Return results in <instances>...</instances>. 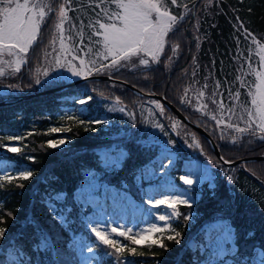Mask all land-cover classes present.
I'll return each instance as SVG.
<instances>
[{
	"label": "trees",
	"instance_id": "1",
	"mask_svg": "<svg viewBox=\"0 0 264 264\" xmlns=\"http://www.w3.org/2000/svg\"><path fill=\"white\" fill-rule=\"evenodd\" d=\"M58 2L62 1L58 0ZM195 2L196 0H178V6L169 5V10L173 14L185 15L184 5L193 9ZM197 5L194 17L191 16L192 11H190L185 15V20L177 25L178 31L166 44L159 64L152 63L150 69L141 66L136 71L122 68L119 72L111 71L109 74L125 79L142 91L164 94L192 121L203 127L207 124V128H204L214 137L221 155L226 159L234 160L264 154V142L258 139L245 136L236 145L228 140L219 139L215 121L204 117L203 111H195L198 108L193 105V101L200 98L214 113L217 111V105L212 104L209 99L213 91L217 93L216 101L219 104L221 97L229 99L235 89L245 85L247 76L250 75L246 73L245 68L250 59L249 40L255 37L257 42L264 43V0H211V2L199 0ZM57 6V3H53L54 8ZM96 12L98 10L93 11L89 7V0H76L68 11L69 22H65L66 29H69L70 24L80 26L81 21L86 26L96 19ZM55 22L56 16L53 13L51 20L42 26L40 41L34 45L33 50H30L29 63L23 66L19 74L22 80L18 87L24 92L35 91L31 87V85L35 86L30 74V71L34 69L32 64L43 54L48 46L47 43L52 39ZM76 27L71 28V31ZM86 28L84 27L83 31ZM177 44L179 45L178 52L173 56L170 45ZM197 44L200 45L199 48L196 47ZM193 58H195V64H193ZM29 67L31 70H28ZM193 71L196 73L194 76ZM237 77L241 79L238 80ZM111 83L114 87L110 88ZM113 89L121 92L123 90L120 99L132 103L130 105H133L134 101L148 97L158 99L146 94L140 95L127 85L113 80L89 79L71 84L65 87L63 92L58 89L25 98L7 99L5 103L0 104V142L10 134L21 133L24 137L22 141L24 148L21 149V153H30L36 158L35 163H32L22 154L9 153L0 147V158L8 157L16 162L26 160L31 169L35 170L33 177L28 181L0 180V215H3L4 220L0 227L8 229L7 237H12L21 231V225L26 216L35 217L41 222L52 223L48 217L47 208L40 203V196L45 192L46 186L66 190L69 194V201H71L73 191L84 178L82 169L100 168L96 163L101 154L100 148L121 142L117 138L109 139L110 133L108 132V136H100L97 131L102 130L94 129L92 125H87L89 124L87 122L79 123L80 119L86 120L91 112L81 114L77 108L78 99L83 98L84 93H87L93 97L90 103H94L97 91L108 94ZM181 99H186L189 102L188 105H182ZM165 108L169 114L178 118L171 109L167 106ZM70 114L76 118L68 119ZM202 117L203 122H201ZM49 124L70 128L68 134L72 136V139L64 150L47 147L48 137L58 135H50L44 130ZM195 132L201 138L208 156L212 158V166L216 168V183L218 184L216 196L213 197L208 188H205L202 196L193 203L190 209L200 213L199 220L193 223L184 220H182L183 224L176 223V230L178 229L177 231L183 236L179 244L175 240L166 239V236L162 240L166 245L165 248L148 244L132 245L130 241L119 237L122 244L135 247L138 253H143V255H132L125 249L123 257L132 256L146 264H178V262L179 264H200L206 258L205 253L199 249H192L187 244V239L192 237V232L194 230L197 232L205 221L217 215L227 216L231 220L236 229L238 237L236 242L241 253L254 243L264 246V159L245 160L228 165L216 155L207 137L196 130ZM171 135L174 138L177 137L173 130ZM235 136H240V134L235 133ZM126 147L131 151V156L124 163L123 168L105 176L112 182H128L130 189L136 193L132 169L141 166L149 156L155 154L144 153L131 143ZM187 153L189 152H183L185 155ZM0 176L5 175L0 173ZM53 176L56 177L55 180L51 179ZM228 176L232 177L231 181L227 179ZM45 177H48V180H45ZM20 183L24 184L23 188L18 186ZM233 198L234 203H229ZM91 208V205L85 204L82 209L83 215ZM8 213L15 216V219H12ZM83 215L80 220L84 221ZM198 222L200 223L197 226ZM84 224L87 225L85 221ZM72 227L84 236L85 241L92 244L95 240L90 228L88 226L82 228L79 220L73 223ZM186 228L189 230L185 234ZM56 230L67 239L68 234L64 233L58 224ZM23 231L24 235L19 240L12 241L13 245H29L32 230L27 228ZM249 231L255 232L253 239H246V233ZM7 237L3 242L6 248L9 244ZM93 246L96 245L93 244ZM97 251L99 253L98 264H114V262L117 264L114 255H104V252L110 249L101 245ZM6 252V249H0V260H7Z\"/></svg>",
	"mask_w": 264,
	"mask_h": 264
},
{
	"label": "snow or ice",
	"instance_id": "2",
	"mask_svg": "<svg viewBox=\"0 0 264 264\" xmlns=\"http://www.w3.org/2000/svg\"><path fill=\"white\" fill-rule=\"evenodd\" d=\"M74 2L76 0H63V2H58V0H0V78H7L21 72L22 65L28 63L27 57L30 50H33L34 45L41 39L42 26L51 20L53 13L56 16V22L54 34L49 43L51 51H45L43 70L41 71V67L35 69V84L46 88H59L63 92L73 79L87 80L94 73L119 72L122 68L136 71L141 66L150 69L152 63L159 64L160 54L165 52L166 44L178 31L177 25L185 20V15L188 12L192 11L187 5H184L185 15L173 14L169 10V5L178 6V0H89V7L93 11L96 9L99 11L96 12V19L90 21L86 26L81 21L77 33L82 37L83 28L90 29L88 46L85 47L81 41L80 44L70 47L65 44L64 24L69 21L68 11ZM53 3H57L58 6L54 8ZM195 6L193 4V8ZM75 27L76 25H69L70 29ZM57 39L59 40L58 49L55 47ZM253 40L255 41V37ZM199 46V44L196 45L197 48ZM178 48V44L170 45L173 56L177 54ZM193 64H195V58H193ZM260 64L264 67V45L260 46ZM249 67L250 71L255 73L258 81L255 84V91L250 89L247 93L251 97L250 106L249 103L241 104L239 112L235 108H228L227 111L230 115L226 125H224L223 117L225 107L222 102L217 104L215 91L209 99L212 104L217 105V110L221 113L220 116L213 114L208 109V104H203L201 108L195 109V111H203L204 117L215 121L217 127L224 125L221 128L219 139L227 138L225 136L226 129H232L239 133L240 136L230 138L233 145H236L245 136L264 142V71H257L251 68V65ZM64 72L69 75H64ZM192 74L194 76L195 71ZM237 79L239 80L241 77H237ZM8 88L16 90L18 85L10 84ZM101 95L103 94L101 93ZM232 95L234 99H238L240 93L235 92ZM92 100L91 95L84 93L83 98L78 99V103L90 108ZM116 102L117 104L120 103L119 98H116ZM152 103L156 109H159V115H166V108L160 101L156 100ZM180 103L187 106L189 102L186 99H181ZM110 111L124 112V108H112ZM233 116L236 117L235 122L232 121ZM74 118L76 117L71 114L68 116V119ZM169 119L172 130L177 131L181 127L180 122L172 117ZM86 122L95 126L108 123L107 120L99 116L92 117L91 115L86 120H79L80 124ZM201 122H203V117ZM241 123L243 124L242 127L240 126ZM150 126L153 129H158L167 139L161 141L154 136L141 138L138 135H129L124 132L121 142L104 150L98 156L96 163L103 169L104 174L121 170L131 156V151L126 147L127 144L131 143L144 153H156L154 157H148L147 163L132 169L134 181L139 185L142 181L154 180L156 174L163 169V175L168 177L164 183L175 189L177 185L173 183L175 177L172 176V172L175 171L176 160L173 159V155L179 156V153L175 152V141L169 136L164 124L159 121H152ZM204 127L207 128V124ZM49 131L52 134L67 133L70 128L53 127ZM191 136L192 143L188 146L200 148L196 135L192 133ZM22 139L23 137L19 135L10 134L7 136L9 143L0 145V147L9 153H19L21 147L11 142ZM70 142L69 137L61 136L59 139L48 140L47 147L64 150ZM201 152L203 153L202 149ZM28 159L35 163V157ZM208 159L211 160L212 158L208 157ZM220 160L226 164L231 163V161L224 160L223 156L220 157ZM82 170L84 179L73 191L71 201H69V194L66 190L48 186L40 196V203L47 208L48 217L52 223L41 222L35 217L26 216L21 225V231L12 237H7L8 229L6 227H0V249L7 251V260H0V264H91L96 257L94 255L85 256L84 253H95L101 245L110 249V251H105L104 255H114L117 264H124L123 253L125 249L132 255H143V253H138L135 247L122 244L118 239L119 237L130 241L132 245L148 244L149 246L157 245L165 248L166 245L162 242L165 237L162 234L171 231L172 234L167 235L166 239L175 240L179 244L183 236L179 231L172 229V220L182 217L185 222H188L193 217L190 213H180L177 207L191 208L196 197L202 196L204 183H207L208 191L213 197L216 196L218 188L216 177L209 168L199 170L186 168L184 174L179 176V181L182 182L179 191L161 192L159 195L162 198L149 196L147 200V204L152 209H161V211L154 213L155 219L163 222L161 226L151 223L148 229L134 231L133 228H125L123 225L111 226L103 221L95 223L89 221L90 232L95 237L92 244H89L85 241L84 236L78 235L76 229L72 227L73 223L78 220L82 228L88 226L84 224L83 220H80L83 215V206L98 202L101 197H107L109 193L113 192L115 193L113 199L115 196H120L125 200L129 197L126 190L114 189L110 181L106 182L103 179L101 173L91 168H83ZM34 171L31 168L18 166L14 175L0 176V180H8L9 182L12 179L28 181L33 177ZM51 179L55 180L56 177L53 176ZM227 179L231 181L232 177L228 176ZM45 180H48V177H45ZM18 186L23 188L24 184L20 183ZM126 187V185H122V188ZM36 195L40 194L36 193ZM229 203H234V198ZM8 215L15 219L11 213ZM2 223H4L3 215H0V224ZM57 224L64 233L68 234L67 239L60 231L56 230ZM27 228L32 230L29 245H13L12 241L19 240L24 235L23 230ZM157 233H161V235L153 238ZM6 237L9 241L7 248L3 243ZM254 237V231L246 233V239H253ZM89 238L91 239V237ZM237 239L236 229L230 219L215 218L203 229V242L199 247L201 251L207 253V259L203 260L202 264H216L217 259L222 260L226 254H232L235 264H264V246L254 243L246 247L245 251L241 253L239 245L236 243ZM93 244L96 246L94 247ZM225 245H229V247H225Z\"/></svg>",
	"mask_w": 264,
	"mask_h": 264
},
{
	"label": "rangeland",
	"instance_id": "3",
	"mask_svg": "<svg viewBox=\"0 0 264 264\" xmlns=\"http://www.w3.org/2000/svg\"><path fill=\"white\" fill-rule=\"evenodd\" d=\"M61 1L63 2V0ZM96 10L99 11V9H96ZM66 22H69V21H66ZM64 27H65L64 35H65L66 45L71 47L73 45H78L81 43V41H83L84 46L85 47L88 46V35L90 32V29L86 28L85 31H83V36L81 37L80 35L77 34L80 26L76 27V29H74L73 31H71L70 28L66 29V24H64ZM52 34H54V30ZM69 37L71 38L69 39ZM50 41L47 43L48 46L43 51V54H41V56H39L36 59L34 64H32L33 65L32 67H34V69L31 70L30 67L28 68V70L29 69L31 70L30 74L34 82H35V76H36V73H35L36 67H41V71L43 70V66L45 64V60L43 59L45 51H49V52L51 51V48L49 47ZM262 45H264V43L262 42L259 43L256 40L254 41L253 38L249 40L250 59L247 62L245 68H246V73L250 74L251 76L250 75L247 76V82L245 83V85L242 86V88L238 87L237 89H235V91H233L232 94H234L235 92L240 93L239 98L234 99L233 95H231L229 99H226L223 96L219 100V102L220 103L222 102L225 107V110L223 112L224 125H226L229 122L228 116L230 115V113L227 111L228 108H235L236 111L239 112L241 104L250 102L251 97H249L246 92L249 91L250 89L252 91H255V84L258 83V81L256 80L255 73L250 71L249 65H251V68H254L257 71H264V67H262L260 64V46ZM55 47L57 49L59 48L58 39L56 41ZM162 55H164V53H161L160 57ZM30 58L31 57L28 54V57H27L28 63H29ZM23 66L24 65H22L21 70L23 69ZM110 72H107V73H110ZM19 74L20 73L9 76L7 78H0V97L2 98L6 97V100L14 99V98L17 99L19 95H23L28 92V91H25V92L22 91V89H20L19 87L16 90H12L8 88V85L10 84H15V85L20 86L22 78L20 77ZM63 74L69 75L66 72H64ZM41 78L43 79V77ZM8 80H10V82H7ZM31 87L35 90L36 89L38 90L46 89V87H42L37 84H35V86L31 85ZM109 87L110 88L114 87L113 83H111ZM101 93L103 95H101ZM122 93H123V90L121 92L120 90L118 91L116 89H113L111 92L109 91L108 94H104L103 91H97L94 96L96 100L94 103H90V108L88 106H83L78 103V107H77L78 111L81 112V114L91 112L89 115H91L92 117L99 116L100 118L107 120L108 123L104 125H99V126L92 125V127L97 130L99 129L102 130V131H97L100 136H103V135L108 136L109 135L108 133H110L109 139L117 138L121 140L122 134L124 132H127V133L129 132L130 135L135 134L141 138H144L145 136L147 137L154 136V137H158L161 141H163L167 139V137L163 136L159 132L158 129H153L150 126V124L152 121H159L160 123L164 124L166 126V130L169 133V136L175 141V144H174L175 152L179 153V156L173 155V159L176 160V166H175V171L172 172V176L175 177V180L173 181V183L177 185V188L175 189L170 188L164 183V181L167 180L168 177H165L163 175L164 173L163 169H161L160 172L156 174V177L154 180H151V181L145 180V181H142L141 184L139 185L134 181V178H133L134 187H135L134 189L136 193H134L130 189L128 182L110 181L114 189H121V191L126 190L128 193L129 199L125 200V199H122L120 196H115V199H113V196L115 195V193L114 192L109 193L107 197H101V199L98 202H93L91 204H88V205H91L92 208L87 210V212L84 213L83 217L89 228H90V225L88 224L89 221L93 223L103 221V222H106L107 225H111V226L123 225L125 226V228L131 227L133 228L134 231H139L140 229H148L151 223H156L158 226H161L163 224V222L156 220L154 216V213L161 211V209H152L151 206L147 204V200L149 196H154L155 198H162V196L159 195V193L161 192L179 191L180 186L182 185V182L179 181V176L184 174V170L186 168H191L193 170L209 168L211 171H213L215 177H216V168L214 167V165L212 166L213 162L211 163V160L208 159L209 156L204 146L202 145L201 138L199 137V135H197L194 128H192L190 125H187L179 117L177 118L174 115L169 114L167 111H166V115H159V109H156L155 105L152 103V101H156V100L160 101L159 99L154 100L148 97V98L140 99L138 101H134L133 105H130L132 103H128L125 100L120 99L121 98L120 96H122ZM74 98L76 100L78 99L76 97ZM116 98H119V101H120L119 104H117ZM193 103H194L193 105L197 108H201V105L204 104L200 98L196 99V101H193ZM249 106H250V103H249ZM63 107L66 108V106H63ZM119 107H123L124 112L110 111V109L112 108H119ZM213 114L217 116L221 115L219 110H217ZM169 117L175 118L177 121L180 122V125H181V127H179L177 131H175L176 136H177L175 138L172 137L171 135L172 128H171V122H170ZM232 121L233 122L236 121L235 116L232 117ZM87 125H90V124H87ZM224 125H221L220 127L215 126V128L217 129L216 130L217 135L219 136L221 135V128H223ZM240 126L242 127L243 124L241 123ZM53 127H59L63 129L62 126L60 125L57 126L54 124H49L44 130L47 131V133L51 135L52 133H50L49 130ZM113 132L115 133L113 134ZM177 132H179V134H177ZM192 133L196 135V139L200 143V148H196L194 146L193 147L188 146V144L192 143V136H191ZM235 133L236 132L232 129H226L225 136L227 138L224 140H228L231 142L230 138L232 136H235ZM56 134L58 135L48 137V140L59 139L61 136H67L70 138V140L72 139V136L69 135L68 132L67 133L61 132V133H56ZM16 135L23 137L21 133L19 134L17 133ZM22 141L23 139L21 141H12L11 143L23 149L24 144L22 143ZM185 141H187V143H185ZM6 143H9L7 141V137L5 138V140H2V142H0L1 145L6 144ZM111 146L112 145H105L102 148H100L101 154L104 150L111 148ZM201 149L203 150V153L201 152ZM184 151H188L189 153L185 155L183 154ZM19 153L22 154L26 158L34 157V155L30 153H27V154L21 153V152ZM154 154L156 155V153ZM155 155H153V157ZM147 162L148 160L145 163ZM145 163H143L142 165H144ZM165 164H167V161H165ZM18 166L23 167V168H31L30 165L27 164L26 160H20L19 162H16L15 160L10 159L8 157L0 158V173L2 175H7V176L14 175L15 169ZM92 170L98 173H101L103 175V179L106 182L109 181L107 180L105 176L106 174H104L103 169L101 167L100 168L93 167ZM153 171H155V169H153ZM216 182H217V178H216ZM122 185H126L127 187L122 188ZM184 187H187V186H184ZM202 187H203V191L205 190V188H208L207 183H204ZM200 197L201 196H197L194 202H196ZM190 209L191 208L183 207V206L177 207V210L182 214L190 213L193 218L189 222L193 223L194 221L199 220L200 213L195 210H190ZM186 210L188 211L185 212ZM217 217H223V216L217 215L211 220L205 221L203 225L200 228H198L197 232H195V230L192 232L193 233L192 237H189L187 239V244H189L192 249L200 250L199 245L203 242L202 241L203 229L205 228L207 224H209L210 222H213L215 218ZM223 218L229 219L227 216ZM182 220H183L182 217L178 219L174 218L171 222L172 229L177 231L178 229L176 230V223L183 224ZM199 223L200 222L197 223V226L199 225ZM188 230L189 228H186L185 234ZM77 234L81 235L80 233H77ZM167 234H172V232L166 231L162 235L167 236ZM112 235L115 236V234H112ZM160 235L161 233H157L155 234V236H153V238H156V236H160ZM86 242L91 244L87 240ZM225 247H229V245H225ZM201 252L205 253L204 255L206 256V258L204 260H206L207 253L205 251H201ZM84 255L85 256L94 255L96 259H94L91 262V264H98V261H97V258L99 257L98 251H96L95 253L85 252ZM124 258H125L124 264H146L142 261L139 262L137 259L133 258L132 256L130 257L124 256ZM202 261L200 262V264H202ZM114 264H116V262H114ZM216 264H235V261L233 259L232 254H226L222 258V260L217 259Z\"/></svg>",
	"mask_w": 264,
	"mask_h": 264
},
{
	"label": "water",
	"instance_id": "4",
	"mask_svg": "<svg viewBox=\"0 0 264 264\" xmlns=\"http://www.w3.org/2000/svg\"><path fill=\"white\" fill-rule=\"evenodd\" d=\"M199 0H197L195 2V7L193 8V11L191 13V16H193L195 14V10H196V7H197V3H198ZM89 79H108V80H114L116 82H119V83H123V84H126L132 91H135L141 95H144V94H147L149 96H153V97H157L159 98L163 104H165L168 108H170L177 116H179L186 124L188 125H191L194 129H196L199 133H202L203 135H205L209 142H210V145L213 147V150L214 152L216 153V155L220 158L222 155H221V152H220V149H219V146L216 144L214 138L212 135H210L207 130L200 124L198 125L197 123L193 122L190 118H188V116L186 114H184L181 109L176 106L175 104L172 103V101H170L169 99H167V97H165L164 94H159V93H151V92H146V91H142L140 88H138L137 86H135L134 84H130L128 81H126L125 79H121V78H118L114 75H110V74H93L91 77H89L87 80ZM81 81H85V79H76V80H73V81H70L68 85H71V84H74V83H78V82H81ZM67 87V86H66ZM59 88H56V89H53V88H46L44 90H35V92H32V93H25L23 95H20L19 98H25V97H29V96H33V95H36V94H40V93H46V92H49V91H57ZM6 102V97H4L3 99L0 100V104H3ZM224 157V156H223ZM256 159H264V154H255V156H245V158H238V159H234V160H228L224 157V160H227V161H231V163H227L228 165H234L235 163H238V162H244L245 160H256ZM223 162V161H222Z\"/></svg>",
	"mask_w": 264,
	"mask_h": 264
}]
</instances>
